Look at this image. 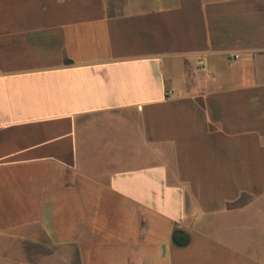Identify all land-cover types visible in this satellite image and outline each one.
<instances>
[{
    "label": "crops",
    "instance_id": "0c3cea01",
    "mask_svg": "<svg viewBox=\"0 0 264 264\" xmlns=\"http://www.w3.org/2000/svg\"><path fill=\"white\" fill-rule=\"evenodd\" d=\"M263 198L264 0H0V264H254Z\"/></svg>",
    "mask_w": 264,
    "mask_h": 264
},
{
    "label": "rangeland",
    "instance_id": "374dc122",
    "mask_svg": "<svg viewBox=\"0 0 264 264\" xmlns=\"http://www.w3.org/2000/svg\"><path fill=\"white\" fill-rule=\"evenodd\" d=\"M253 219L249 220V224L252 222L253 229V243L255 247L264 246V198L258 203H255L253 208ZM264 249V248H263ZM51 249H46L47 254L51 252ZM254 264H264V250L254 252Z\"/></svg>",
    "mask_w": 264,
    "mask_h": 264
},
{
    "label": "built area",
    "instance_id": "2783aa9c",
    "mask_svg": "<svg viewBox=\"0 0 264 264\" xmlns=\"http://www.w3.org/2000/svg\"><path fill=\"white\" fill-rule=\"evenodd\" d=\"M201 70H202L203 72H205V71H206V68H205V67H202Z\"/></svg>",
    "mask_w": 264,
    "mask_h": 264
}]
</instances>
